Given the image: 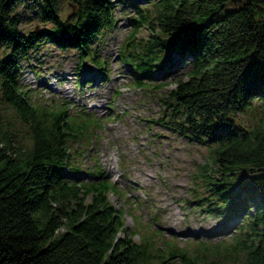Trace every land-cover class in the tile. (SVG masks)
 Returning a JSON list of instances; mask_svg holds the SVG:
<instances>
[{"label":"trees","instance_id":"16d2710c","mask_svg":"<svg viewBox=\"0 0 264 264\" xmlns=\"http://www.w3.org/2000/svg\"><path fill=\"white\" fill-rule=\"evenodd\" d=\"M19 1L0 0V264H264V0H67L72 19L62 16L66 0H38L50 25L28 33L19 28ZM118 6L134 10L119 50L133 86L150 90L152 72L175 56L178 68L187 64L151 121L206 146L194 183L207 193L193 203L234 221L223 239L177 244L153 227L154 209L143 220L131 206L117 208L116 183L77 160L99 118L33 99L36 91L20 82L22 63L43 42L76 51L79 71L93 60L105 81L107 61L92 45L115 26ZM243 112L256 116L252 124Z\"/></svg>","mask_w":264,"mask_h":264},{"label":"rangeland","instance_id":"374dc122","mask_svg":"<svg viewBox=\"0 0 264 264\" xmlns=\"http://www.w3.org/2000/svg\"><path fill=\"white\" fill-rule=\"evenodd\" d=\"M71 6L67 0L62 4L63 17L72 19L69 15ZM39 8L38 0L17 3L15 11L21 18L19 28L23 32L39 31L50 25L40 17ZM132 14L134 10L130 7L118 6L115 26L101 33L92 45L97 49V57L108 62L106 82L98 79V68L86 59L83 69L93 75L96 82L76 86L78 53L71 49L59 51L55 44L44 42L27 63H22L20 82L36 91L33 99L40 102L65 99L99 118L101 125L91 129L92 139L80 144L77 160L82 165H91V156H96L106 176L122 190L121 196L110 193V201L117 208L131 206L132 212L143 220L150 218L153 208L159 216L157 221L153 220V227L159 225L165 237H177V244L193 240L197 235L208 241L223 239L229 234L225 227L231 224L229 228L232 229L234 221H229L225 214L203 213L193 203L196 192L207 193L205 187L200 186L201 180L194 183L200 166L208 162L206 146L179 135L167 125L151 121L163 115L167 90L174 86L173 76L181 74L187 64L183 61L178 68L175 63L179 59L175 56L170 67L152 72L150 90L133 86L132 69L128 64L120 63L118 58L121 42L131 31L129 15ZM147 34V30L141 29L137 36L146 37ZM38 72L43 74L41 79L36 75ZM159 84L164 86L156 88ZM68 111L70 113L69 108ZM238 116L243 123L251 124L256 117L249 112ZM210 174L214 171L210 170ZM76 175L81 179L88 178L81 171ZM138 198L142 199L140 203ZM125 220L129 228L134 226L131 212H125ZM134 238L138 240L139 235Z\"/></svg>","mask_w":264,"mask_h":264}]
</instances>
